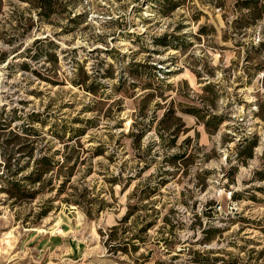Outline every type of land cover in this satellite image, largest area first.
Returning a JSON list of instances; mask_svg holds the SVG:
<instances>
[{
  "label": "rangeland",
  "instance_id": "obj_1",
  "mask_svg": "<svg viewBox=\"0 0 264 264\" xmlns=\"http://www.w3.org/2000/svg\"><path fill=\"white\" fill-rule=\"evenodd\" d=\"M207 1L188 0L164 15L146 0H60L56 13L41 18L28 2L2 0L0 119L11 127L0 132V173L10 130L26 126L38 130L30 137L39 150L34 157L16 154L9 162L12 169L28 165L21 178L37 157L47 155L53 170L35 185L21 180L26 195L19 199L9 197L3 189L9 184L0 178V264H141L109 252L105 240L109 227L125 214L135 187L140 192L146 185L156 190L154 209L138 211L141 218L136 226L128 222L126 233L157 219L147 233L148 244L137 252H150L144 264H264V71L252 80L247 74L249 66L264 61V49L249 46L253 57L248 60L246 46L223 41L228 29L223 11ZM203 24H209L210 34L199 37ZM164 33L181 36L186 49L156 45ZM246 33L245 42L258 44L264 39V20ZM130 62L156 64L161 70L154 74L175 87L152 101L145 116L138 113L144 91L136 88L128 97L114 88L123 74L132 82L134 76L126 71ZM182 79L189 85L179 84ZM96 80L105 84L97 95L87 89ZM209 82L212 90L206 92ZM172 99L184 122L176 145L160 138L155 123L143 140V147L157 142L147 154L151 166L141 170L142 150L134 149L122 132L128 133L137 114L145 122L154 114L161 118ZM186 106L210 109L226 120L209 132L194 115L181 111ZM63 124L84 127L85 134L64 142L69 135L58 136ZM187 136L193 137L188 144ZM65 144L73 145L68 164H63ZM100 144L106 152L95 155L93 148ZM183 152L176 164L167 161ZM35 190V197H27ZM80 201H91L94 211L104 209L91 218ZM161 238L170 245L159 244Z\"/></svg>",
  "mask_w": 264,
  "mask_h": 264
},
{
  "label": "trees",
  "instance_id": "obj_2",
  "mask_svg": "<svg viewBox=\"0 0 264 264\" xmlns=\"http://www.w3.org/2000/svg\"><path fill=\"white\" fill-rule=\"evenodd\" d=\"M21 1L28 2L30 4V7L36 10L37 14L41 18L50 17L52 14L56 13L57 7L61 5L60 0ZM187 1L188 0H146V3L147 5L150 3H154L152 5L154 8L158 9L162 14L167 15L178 8L184 7L187 4ZM207 3L212 8H216L218 10L223 11V17L228 28L225 30V33L222 37L223 41L233 40L236 46H246V58L248 60H251L253 57L249 46L252 49L259 51L264 49V39L260 40L258 44H254V42H252L251 40L249 43L245 42L247 41V29L251 28L259 21L264 20V0H208ZM66 9L68 14H70L71 11L68 8ZM1 10L2 0H0V12ZM201 14L203 13L201 12ZM80 17V15H77V17L75 18H71V21L75 22L77 21V18ZM199 18V16H195V20L197 22ZM208 25L209 24H203L200 26L198 31L199 37L210 34L207 30ZM211 27L213 28L212 31H215V28L213 26ZM230 30L231 34H228V31ZM180 39L181 36H179L178 34L164 33L155 39V44L162 45L166 47V49L172 48L181 51L186 48L184 46L185 44L179 42ZM54 57V59L56 60V54H54ZM249 67L250 68L247 70V74L252 80V78H254V76L257 75L258 72L264 71V61H258ZM157 69L161 70L160 67H157V65L153 63L150 64L149 62H130L126 67V71H128L132 76H134V78L131 79L132 82H129L130 80H128V77H125L123 74L117 77L118 82L114 84V88L117 93H123L124 96L128 97L134 96V89L136 88H140L142 91H144V93L141 94L139 98L138 104V113L142 116L147 115L144 111L152 101L156 100L157 97H163L164 93L167 90H175L174 85H172V83L170 82H167L166 77H159L158 74H154L157 73ZM150 71L155 72H153V76L147 78L146 76ZM195 73L198 77L202 76L200 75L199 71H195ZM86 75L89 76L87 73ZM105 77L115 78L114 74H106ZM155 79L156 82H159L158 86H155ZM97 81L98 80H96V82L92 81L87 86L88 91L96 95L99 93L101 88H104L105 85L101 81ZM75 83L76 85H82L85 83V81ZM179 84L187 86L189 85L187 79L180 80ZM211 87L212 84L211 82H209L204 86L203 89L204 91L209 92L212 90ZM106 98L109 99L111 97ZM166 99L167 98H165V100ZM168 103L169 107L164 112L161 118H159L157 114H154L153 119L148 122H145L143 120L144 118L139 119L137 114L128 133L122 132L123 136L130 138L131 145L134 149L142 150V156L139 153L140 161L144 162V165L142 166L141 170H146L151 166V161L147 158V154L152 148H154L155 145H157V142L156 140H153L152 142H149L147 145H145L146 147H143V140L148 134V132L152 130L155 123H157L155 127L160 138L162 140H165L167 138L168 142L171 143V145H176L177 138L179 136L180 126L184 125V122L182 120V117L177 114V110L175 109V100L172 99ZM155 105L157 107H161V104L159 102H156ZM181 111L194 115L199 122L205 125L206 129L209 132L218 130L221 124H223V122L226 120L223 115H218L210 109H205L199 106H186V108H182ZM32 116L36 117L33 118L34 120L38 119L37 114H32ZM63 126V129L58 132V136L61 139H64L66 136L69 135V139L65 140L64 142L72 141L75 138L85 134L84 127H74L69 126L67 124H63ZM10 127L11 126L8 125V123H4L0 119V132ZM65 129H68V131L66 132ZM20 130H22L23 133H26L27 136H23L22 134H20V132H18ZM18 131L10 130L11 137H9V139L6 140V144L3 145L4 147L7 146L9 152H6V150H2L7 162L4 167V170L2 171V173H0V178H4L9 184L8 188H3L4 191L8 193L9 197L16 199H19L26 195V191L21 189V180H23L24 183L35 185L39 182H43L45 176H47V174L53 170V167L51 165L52 158L47 155H42L41 157H37L35 159L34 165L28 174L21 176V178L17 177L22 171H24V169H26L28 165L25 167L21 166L12 169L11 165L9 164L12 158H15V155L18 153L28 155L29 157H34L35 151L39 150L35 140H31L30 137L39 134L36 128H34L33 126H26L22 129L18 128ZM196 135H198V132L196 133ZM192 140L193 137L187 136L184 140V143L188 144ZM65 145L68 151L64 155L63 164H68L72 159L70 150L73 148V145ZM93 150L95 155H104L106 152L102 144L95 146ZM184 154L185 152L181 154H175V156H173L171 160L167 161H171L172 163L176 164L179 159H182V157H184ZM251 156L252 152L249 154V157ZM108 158L111 159L112 155L110 154ZM19 159L20 157H18L16 160ZM67 164L65 166H67ZM74 167L75 164L69 166V171H66L67 181L70 180V172H72ZM129 177V183L125 185L124 190L129 187L130 181L132 180V176ZM67 181H64V184ZM112 182L116 183V179L112 180ZM162 183L166 184L165 181H162ZM36 192V190L31 192L29 194L30 196L27 197H35ZM155 192L156 190H153L150 185H146L145 188L142 189L140 192L139 188L137 186L135 187L133 193L129 197L130 200L128 202L125 214L117 220L116 224L109 227L107 239L105 240V244L109 247V252H121L123 254H126L132 261L141 264H144L145 261H148L150 259V252L147 255L140 254L139 256L137 255V252L139 251L141 245L148 244L147 233L151 228L156 226L157 219H146L145 222H143L141 226L137 229V231L131 233V235H126V233L129 230L128 228H130L128 222H132L133 225H130L136 226L139 218H141V216L138 214V211L146 209L148 206L154 209V202L151 201V198L153 197V194ZM77 203L82 205V208L84 209L85 213L91 218L98 217L100 211L104 209V206H99L97 210L94 211V206L91 201H80ZM166 219L168 218L166 217ZM158 243H164L167 247L170 245L168 238H161ZM196 259V261H201L198 260L199 258ZM156 264L172 263L158 261L156 262Z\"/></svg>",
  "mask_w": 264,
  "mask_h": 264
}]
</instances>
